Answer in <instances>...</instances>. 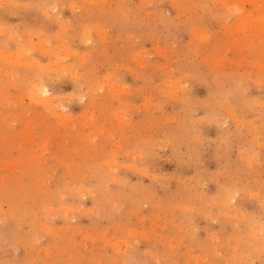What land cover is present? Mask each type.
<instances>
[{"label": "rangeland", "instance_id": "1", "mask_svg": "<svg viewBox=\"0 0 264 264\" xmlns=\"http://www.w3.org/2000/svg\"><path fill=\"white\" fill-rule=\"evenodd\" d=\"M0 264H264V0H0Z\"/></svg>", "mask_w": 264, "mask_h": 264}, {"label": "bare ground", "instance_id": "2", "mask_svg": "<svg viewBox=\"0 0 264 264\" xmlns=\"http://www.w3.org/2000/svg\"><path fill=\"white\" fill-rule=\"evenodd\" d=\"M47 94H48V90L45 89L44 87H40V88L34 87L32 91V98L36 104L44 106L49 112L52 111L53 113L56 114V110L53 107L52 99L50 98V95Z\"/></svg>", "mask_w": 264, "mask_h": 264}]
</instances>
